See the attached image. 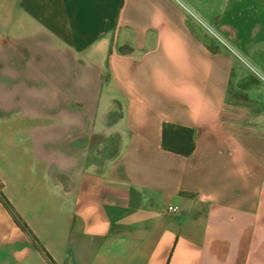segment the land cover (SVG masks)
I'll list each match as a JSON object with an SVG mask.
<instances>
[{"label":"crops","instance_id":"crops-1","mask_svg":"<svg viewBox=\"0 0 264 264\" xmlns=\"http://www.w3.org/2000/svg\"><path fill=\"white\" fill-rule=\"evenodd\" d=\"M181 2L264 74V0H0L24 123L0 133L1 191L56 264H264V81L236 83L249 71ZM22 87L120 109L119 150L85 161ZM167 123L191 154L164 148ZM0 264H50L1 200Z\"/></svg>","mask_w":264,"mask_h":264},{"label":"rangeland","instance_id":"rangeland-1","mask_svg":"<svg viewBox=\"0 0 264 264\" xmlns=\"http://www.w3.org/2000/svg\"><path fill=\"white\" fill-rule=\"evenodd\" d=\"M8 62L9 61H7V64ZM10 62L12 66H15L16 73H18V68H25L24 65H19L20 63L17 58ZM5 63L6 61L3 58L2 49L0 48V133L4 130L18 131L19 128L24 126V123L20 122L17 118H10L14 117L13 111L15 108H13L12 105L18 100V90L20 87L18 74L15 75L13 87H4ZM244 66L250 73H242L240 80L236 83L243 84L247 82L249 84H254L263 81L248 66L245 64ZM22 88L23 90H27L26 94L31 97L30 99H32V101L36 94L42 97V101L40 102L42 106L40 110L43 112L44 117L48 119H50L51 116L62 117V122L59 124L44 123L43 132H66L68 128H70V131L76 135V140H73V143H75V147L79 148L78 154L85 161H91L92 163L103 166L106 165L119 150L121 144L118 138L119 124L115 121L118 120L121 115L120 109L115 106L108 108L98 104L97 101L87 106V103L81 98H76L73 105L67 106L61 96L59 99L57 98L56 92L53 91L55 87ZM61 88L65 90L66 87ZM78 88L80 87H76L75 89L78 90ZM235 89V96L242 100L244 96L242 87H235ZM75 94L80 96L78 92ZM68 119L69 121H74L71 126L67 123ZM89 137H93L90 142L86 140ZM1 185L2 182L0 180V186Z\"/></svg>","mask_w":264,"mask_h":264},{"label":"trees","instance_id":"trees-1","mask_svg":"<svg viewBox=\"0 0 264 264\" xmlns=\"http://www.w3.org/2000/svg\"><path fill=\"white\" fill-rule=\"evenodd\" d=\"M194 131L192 128L185 127L182 125H176L173 123H167L163 128V146L164 148L178 152L184 155H189L194 149ZM0 200L6 206V208L13 215L15 221L30 235L35 246L40 249L50 264H56L53 257L45 249L36 235L29 228L28 224L21 218V216L15 211L10 201L1 191L0 186Z\"/></svg>","mask_w":264,"mask_h":264},{"label":"built area","instance_id":"built-area-1","mask_svg":"<svg viewBox=\"0 0 264 264\" xmlns=\"http://www.w3.org/2000/svg\"><path fill=\"white\" fill-rule=\"evenodd\" d=\"M181 4L187 10L189 15L197 20L206 29V31L215 39L219 46L234 55L240 62L248 66L260 79L264 81V74L260 72L213 24L202 18L186 3L181 2ZM172 208L174 209L175 207Z\"/></svg>","mask_w":264,"mask_h":264}]
</instances>
